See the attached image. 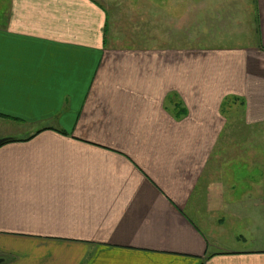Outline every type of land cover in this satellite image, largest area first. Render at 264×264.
Returning <instances> with one entry per match:
<instances>
[{"label":"crops","instance_id":"crops-1","mask_svg":"<svg viewBox=\"0 0 264 264\" xmlns=\"http://www.w3.org/2000/svg\"><path fill=\"white\" fill-rule=\"evenodd\" d=\"M115 1L0 0L1 264H264V0L255 45L162 51L118 49Z\"/></svg>","mask_w":264,"mask_h":264},{"label":"rangeland","instance_id":"rangeland-1","mask_svg":"<svg viewBox=\"0 0 264 264\" xmlns=\"http://www.w3.org/2000/svg\"><path fill=\"white\" fill-rule=\"evenodd\" d=\"M213 1L215 3L213 9L215 14L213 17L210 16L212 20L210 26L211 29H214V31H211L213 36H209L207 33L204 36L199 35L200 33L197 35L194 29L190 31V27H188L182 30V33H179V38L180 36L182 37L180 41H169L164 38L166 37V25L162 17L159 18V14L154 13L152 19H150L146 17L147 13L150 12V9L151 12L152 10L157 11V8L160 9L165 3L169 6V2H172L176 3V7L181 5L180 7L183 11L181 13L189 12L184 17V20H189L192 14L187 6L192 2L197 3V0H116L115 5L113 4L112 7L108 5L110 9H108L107 17L111 30V38H114L113 40H115V45L118 49H137L141 51L154 49L162 51L165 49L163 44L184 48L217 47L219 49L247 48L255 45L257 42L255 24L252 21L253 19L248 21L249 19L245 16L248 11L244 6L245 4L252 3L253 0ZM228 3H231V5H226ZM106 5L107 3L104 4V7L107 9ZM251 17L254 16L251 15ZM215 32L217 33L215 34ZM167 95L166 101L170 102L173 98V93H168ZM170 113L168 112V114ZM232 115L238 118L241 117L238 111L232 110ZM244 130L254 133L253 130ZM256 131L257 136H259L258 134L260 133L258 130ZM257 149L258 153L259 150L262 152L264 179V130L262 132V142L257 145Z\"/></svg>","mask_w":264,"mask_h":264},{"label":"water","instance_id":"water-1","mask_svg":"<svg viewBox=\"0 0 264 264\" xmlns=\"http://www.w3.org/2000/svg\"><path fill=\"white\" fill-rule=\"evenodd\" d=\"M8 139L6 138H3V139H0V145H2L3 143H5ZM3 262L2 259H0V264Z\"/></svg>","mask_w":264,"mask_h":264},{"label":"trees","instance_id":"trees-1","mask_svg":"<svg viewBox=\"0 0 264 264\" xmlns=\"http://www.w3.org/2000/svg\"><path fill=\"white\" fill-rule=\"evenodd\" d=\"M29 139H30V138H28V139H25V140H29ZM25 140H24V141H25ZM10 141H15V140L8 139V140H7L5 143H7V142H10ZM3 144H4V143H3ZM3 144H2V145H3ZM0 146H1V145H0Z\"/></svg>","mask_w":264,"mask_h":264}]
</instances>
